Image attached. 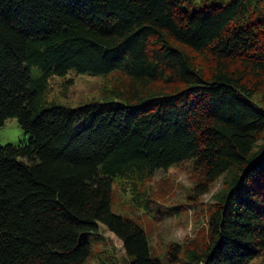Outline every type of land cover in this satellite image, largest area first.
<instances>
[{"label":"trees","instance_id":"trees-1","mask_svg":"<svg viewBox=\"0 0 264 264\" xmlns=\"http://www.w3.org/2000/svg\"><path fill=\"white\" fill-rule=\"evenodd\" d=\"M70 73L98 97L49 99ZM10 117L28 140L0 144V264H86L100 225L127 264H264V0H0ZM185 162L195 194L222 187L203 242L156 256L113 186L150 210L144 181Z\"/></svg>","mask_w":264,"mask_h":264},{"label":"rangeland","instance_id":"rangeland-1","mask_svg":"<svg viewBox=\"0 0 264 264\" xmlns=\"http://www.w3.org/2000/svg\"><path fill=\"white\" fill-rule=\"evenodd\" d=\"M75 77L72 86L63 88V78L54 76L49 79L48 97L60 98L68 105L75 106L80 102L94 99L99 95L98 79L95 76L70 73ZM63 97V98H61ZM15 117L4 120L0 126V144L27 141ZM197 182L196 173L191 162L181 163L167 170H157L147 178L142 191L146 190L150 210H143L133 205L127 183L113 186L112 211L122 216L135 219L145 228L151 249L156 256L162 257L167 244L174 242L186 246L191 243H202L206 233L208 213L214 207L213 194L222 187V178L217 180L204 194H195L192 189ZM125 187V188H124ZM103 242L94 244L93 255L86 264H106L113 259L118 264H127L122 242L112 232L100 225ZM261 259L249 264H256Z\"/></svg>","mask_w":264,"mask_h":264}]
</instances>
